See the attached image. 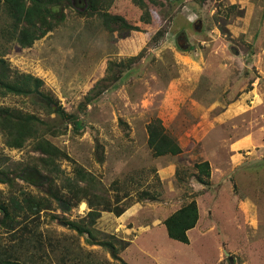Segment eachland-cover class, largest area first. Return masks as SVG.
<instances>
[{
	"label": "rangeland",
	"instance_id": "374dc122",
	"mask_svg": "<svg viewBox=\"0 0 264 264\" xmlns=\"http://www.w3.org/2000/svg\"><path fill=\"white\" fill-rule=\"evenodd\" d=\"M161 2L164 6L160 11H154L150 5L158 17L153 27L139 22L141 11L131 0H113L104 7L102 11L143 27L121 40H115L116 33L112 35L102 27L101 17L79 14L85 9L71 2L67 9H60L63 22L29 48L19 47L10 36L4 37L3 30L8 28L10 19L5 7L0 6V58L10 70V79L16 74L41 79L40 90L57 100L65 114L75 116L81 127L76 131L73 119L68 121L55 112L49 113L48 107L39 105L40 98L35 95L5 94L0 88V108L19 109L47 123L48 133L44 137L70 158L60 162L62 175L72 176L74 165L83 167L95 176V194L106 197L116 208L126 209L117 217L97 206L100 217L92 227L96 230L95 240L114 244L121 261L115 260L108 249L96 245L91 237L68 229L66 221L80 222L92 210L88 202H82L74 208L57 203L53 210L41 212L36 221L25 220L23 225L27 224L31 233L25 230L12 237L0 228L1 247L17 249L14 255L20 262L264 264V159H255L225 176L220 181L219 198L215 188L211 191L207 188L211 214L205 210L204 221L189 232V243L183 244L167 237L163 221L195 194L192 185L197 183L189 176L194 173V162L201 159L195 154L192 159L187 154L175 157L181 181L172 186L178 185L181 197L170 196L171 187L156 173L158 162L147 148L146 131L153 118H159L165 126L170 124L167 115L170 111L164 110L162 100L172 84L174 88L192 91L193 99L210 94L209 102L226 103L227 93L240 99L253 89L255 79L263 78L264 0ZM197 21H201L200 29ZM159 32L162 35L157 38ZM179 32L187 37L188 50L177 45ZM156 38L150 45V40ZM142 50V57L131 65L128 73H121L112 83L108 81L106 90L85 105L84 97L105 76L108 61L126 60ZM187 57L202 58V70L189 72L182 63ZM262 80L257 82V90ZM203 100L206 102V97ZM263 107L245 116L256 119L260 111L264 113ZM238 118L233 121L241 127L242 117ZM178 120L179 117L174 121L175 128L166 129L177 141L182 138L177 134ZM96 143L101 146L97 153ZM186 149L196 153L198 150L194 144ZM38 156L32 150V141L21 149H10L0 132V168L8 169L11 176L17 164L31 166ZM40 170L44 171L41 167ZM16 183L19 191L44 195L38 185L19 179ZM143 190L156 194L157 200L138 201V192ZM11 191L13 188L7 184H0V199L6 202ZM204 205L201 203L202 209ZM51 214L57 217L54 219ZM203 226L207 230H199Z\"/></svg>",
	"mask_w": 264,
	"mask_h": 264
},
{
	"label": "trees",
	"instance_id": "16d2710c",
	"mask_svg": "<svg viewBox=\"0 0 264 264\" xmlns=\"http://www.w3.org/2000/svg\"><path fill=\"white\" fill-rule=\"evenodd\" d=\"M83 1V0H82ZM86 7L84 12L79 14L94 15L97 14L102 19V27L110 34H114V38L124 39L130 32H139L141 28L137 24L127 22L124 18L117 15H110L104 7L110 6L113 0H84ZM163 1V0H161ZM160 0H131V2L141 11L139 22L153 27L158 23V17L154 16L150 5L154 6V11L162 10L164 6ZM0 6L5 7L7 17L10 19L8 28L3 30L4 37L10 36L19 47L29 48L37 40H40L47 33L51 32L55 26L63 22L64 16L60 12L71 6V0H0ZM77 7V6H76ZM84 5L77 8L82 9ZM234 9V7L230 8ZM231 11V10H230ZM159 13V12H158ZM162 35L159 32L157 38ZM151 39L150 45L154 44L158 39ZM149 46L146 44V47ZM143 55V50L135 57L126 60H110L107 62L105 76L97 81L88 94L84 97V103L90 104L95 97L99 96L103 90H106V83H111L120 78L121 73H128L131 65L139 60ZM10 70L6 66L5 60L0 58V88L3 93L13 94L18 96L35 95L40 98L39 105L44 108L48 107V112H55L57 115L68 118V121L73 119L75 130L77 131L81 125L76 123L75 116L65 114L57 100L50 98L40 89L43 86L41 79L35 78L29 74H16L10 79ZM97 90V92H95ZM56 110H53V107ZM77 124V125H76ZM47 123L41 120L38 116L24 113L19 109L9 107L0 108V132L5 138V144L10 149H21L28 141H32V150L39 154L35 159L34 164L29 166H20L17 164L12 170L13 175L8 173V169L0 168V184H7L11 191L6 202L0 199V228H4L12 237H16L18 233H31L27 224L23 222L27 219L36 221L41 212H47L54 209V204L66 205L69 208L77 207L82 202H88L92 210L86 215V219H81L80 222L66 221L68 229L75 231L78 235H87L96 243L108 249L111 256L121 261L117 256V249L114 244L108 240L96 241L93 224L100 217V211L96 208L102 206L104 212L113 213L115 216H120L126 209L116 208L104 196L95 194V176L86 171L79 165H74L72 176L67 177L62 175L60 162L62 160H70L66 152L54 146L44 135L48 132ZM147 131V148L154 158L169 156L181 157L183 150L180 148L177 139L171 136L164 128L162 121L159 118H153L146 125ZM98 143V142H97ZM96 153L101 149L98 144ZM98 159V158H97ZM103 158L99 159V163ZM40 167L42 168L41 171ZM194 173L189 176L194 182L203 186L210 187V165L208 161L194 162ZM24 170H35L45 178V182L38 185V188H43L44 195H33L18 189L16 180H22L21 173ZM41 172H44L41 173ZM176 181H181L178 170L176 169ZM57 180L59 183H57ZM26 182V181H25ZM27 183V182H26ZM114 182L116 189L117 184ZM138 201L149 200L156 201V194L147 191L138 192ZM55 219V215L51 214ZM198 206L194 199L184 203L180 208L175 210L164 221L163 225L166 230L167 237L179 243L188 244L187 232L193 229L198 222ZM35 243V241H34ZM123 242L121 248H125ZM17 249L11 250L0 245V264H25L18 260L14 255Z\"/></svg>",
	"mask_w": 264,
	"mask_h": 264
},
{
	"label": "crops",
	"instance_id": "0c3cea01",
	"mask_svg": "<svg viewBox=\"0 0 264 264\" xmlns=\"http://www.w3.org/2000/svg\"><path fill=\"white\" fill-rule=\"evenodd\" d=\"M182 63L189 72L201 71L204 64L202 58L199 57H195V60L187 57ZM262 79H264V75ZM262 79H255L251 84L254 86L253 89L247 91L248 93H245L240 99L235 98L234 95L230 97V94L227 93L226 101L228 103L216 100L209 102L210 94L193 99L190 97L192 91L187 92L185 88H174L173 84L164 92L162 105L165 111H170L167 114L170 124L168 126H165L164 122L162 124L167 130L170 126L175 128L174 121L179 117L177 134L182 138H178V144L184 151L183 154H187L191 159L195 154L200 157V161H208L211 168L210 191L215 188L218 191L217 198H219V188L222 187L220 181L225 176L249 165L255 159H264V113L260 111L256 119H253L252 115L245 116L246 113L252 114L256 108L261 110L260 107L264 106V80ZM259 80H262V84H259V90H257L255 86ZM205 97L206 102L203 100ZM236 117H242L241 127L236 126L237 124L233 121ZM188 128L190 129L188 130ZM190 144H194L198 148L197 153L192 149H186ZM157 162L156 173L162 182H167L171 187L169 195L174 197L179 195L178 198H180L181 191L178 189V185L172 186L177 182L175 157H158ZM192 187L194 191L192 193L195 194L190 193L192 197L188 202L194 199L197 203L199 214L197 226L199 222L204 221L206 209V213L211 214L209 211L211 204L210 200L207 201L209 196L207 188L198 183L193 184ZM202 191L204 194L198 195V192ZM171 203L176 206L174 202L171 201ZM201 203L205 204L203 209ZM179 207H176L175 210ZM205 227L203 226L199 230H203ZM190 231L187 232V236Z\"/></svg>",
	"mask_w": 264,
	"mask_h": 264
},
{
	"label": "water",
	"instance_id": "95a60500",
	"mask_svg": "<svg viewBox=\"0 0 264 264\" xmlns=\"http://www.w3.org/2000/svg\"><path fill=\"white\" fill-rule=\"evenodd\" d=\"M196 23L198 24L197 29H200L201 21H197ZM21 178L32 185H40L45 182V178L35 170H24L21 174ZM62 206H64V204H62ZM225 254L227 255V253Z\"/></svg>",
	"mask_w": 264,
	"mask_h": 264
},
{
	"label": "flooded vegetation",
	"instance_id": "af4514ba",
	"mask_svg": "<svg viewBox=\"0 0 264 264\" xmlns=\"http://www.w3.org/2000/svg\"><path fill=\"white\" fill-rule=\"evenodd\" d=\"M72 4L76 5L77 7L84 5V2L82 0H71ZM75 6V7H76ZM176 43L179 46V48H183L185 50H188V40L187 37L183 33H177L176 34Z\"/></svg>",
	"mask_w": 264,
	"mask_h": 264
},
{
	"label": "clouds",
	"instance_id": "9594fccd",
	"mask_svg": "<svg viewBox=\"0 0 264 264\" xmlns=\"http://www.w3.org/2000/svg\"><path fill=\"white\" fill-rule=\"evenodd\" d=\"M83 2H84V7L82 8V9H84L85 7H86V3H85V1L83 0ZM190 19H192L191 17H189ZM191 21V20H190ZM22 174V173H21ZM24 181V180H23ZM28 183V182H27ZM30 184V183H29ZM63 207V206H62Z\"/></svg>",
	"mask_w": 264,
	"mask_h": 264
},
{
	"label": "built area",
	"instance_id": "2783aa9c",
	"mask_svg": "<svg viewBox=\"0 0 264 264\" xmlns=\"http://www.w3.org/2000/svg\"><path fill=\"white\" fill-rule=\"evenodd\" d=\"M213 29H214V28H213ZM213 29H212V30H213Z\"/></svg>",
	"mask_w": 264,
	"mask_h": 264
}]
</instances>
